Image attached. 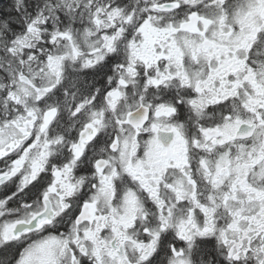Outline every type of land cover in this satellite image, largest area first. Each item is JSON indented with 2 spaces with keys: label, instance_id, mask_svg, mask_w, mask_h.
Returning a JSON list of instances; mask_svg holds the SVG:
<instances>
[{
  "label": "snow or ice",
  "instance_id": "1",
  "mask_svg": "<svg viewBox=\"0 0 264 264\" xmlns=\"http://www.w3.org/2000/svg\"><path fill=\"white\" fill-rule=\"evenodd\" d=\"M0 264H264V0H8Z\"/></svg>",
  "mask_w": 264,
  "mask_h": 264
},
{
  "label": "trees",
  "instance_id": "2",
  "mask_svg": "<svg viewBox=\"0 0 264 264\" xmlns=\"http://www.w3.org/2000/svg\"><path fill=\"white\" fill-rule=\"evenodd\" d=\"M8 0H0V8H4L7 4Z\"/></svg>",
  "mask_w": 264,
  "mask_h": 264
}]
</instances>
